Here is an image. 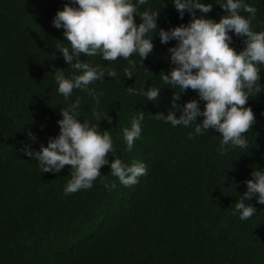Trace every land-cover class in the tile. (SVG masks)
Instances as JSON below:
<instances>
[{"label":"trees","instance_id":"16d2710c","mask_svg":"<svg viewBox=\"0 0 264 264\" xmlns=\"http://www.w3.org/2000/svg\"><path fill=\"white\" fill-rule=\"evenodd\" d=\"M222 2L204 0L212 4L206 18L219 22L225 15ZM246 2L257 9L252 30L264 31V0ZM66 3L69 0H0V264H264V205L250 201L257 215L246 221L239 213L233 215L247 191L244 182L254 170L264 169V92L253 93L246 105L256 118L245 134L248 150L233 149L221 156L218 133L208 131L190 140L195 125L173 128L156 121L153 116L167 115L173 91H178L167 88L160 77L175 67L168 49L176 41L161 44L155 34L153 53L142 68L137 65L140 70L132 79L124 76L128 65L123 59L80 58L118 73L115 80L105 77L89 85L103 93L98 106L86 91L74 90L70 100L81 99V120L97 124L93 112L111 119L108 123L102 118L98 127L110 131L117 155L125 164L147 166V175L137 185L124 187L104 166L92 189L65 195L71 166L58 174L42 173L38 162L23 154L24 144L39 151L59 135L60 111L68 106L57 92L54 70H64L66 77L74 74L57 51L70 44L63 29L52 26ZM146 7L160 11L158 30L190 22L188 13L179 18L172 0H153ZM196 15L199 18L198 10ZM135 19L139 25L141 20ZM232 39L230 47L242 51L244 38ZM260 76L264 86V70ZM129 87L161 88V102L129 95ZM194 99L198 96L189 89L178 103ZM139 111L145 116L142 136L128 152L122 129L131 127ZM202 120L198 117L197 123ZM112 183L115 190L105 188Z\"/></svg>","mask_w":264,"mask_h":264},{"label":"clouds","instance_id":"9594fccd","mask_svg":"<svg viewBox=\"0 0 264 264\" xmlns=\"http://www.w3.org/2000/svg\"><path fill=\"white\" fill-rule=\"evenodd\" d=\"M152 2L69 0L52 21L54 28L63 29V36L70 44V47H60L57 51L74 74L66 77L64 70H54L57 92L68 106L60 111L62 119L57 121L58 136L49 138L47 146L41 145L39 151L29 144H24L21 151L38 162L42 173L58 174L66 165L71 166V179L64 188L65 195L92 189L94 182L103 176L100 170L104 166L110 167L111 175L124 187L137 185L139 179L147 175L144 163L133 161L125 164L117 155L110 131H101L98 127L102 118L108 123L111 119L93 112L97 124L81 120V99L71 101L70 98L74 90L86 91L98 106L103 93H96L89 85L104 82L105 77L115 80L118 76L114 69L82 62L81 56H100L107 62L123 59L128 65L124 76L132 79L133 73L140 70L137 65L142 68L143 61L153 53L155 34H158L161 44L177 42L175 47L168 49L170 63L175 67L168 74L161 73L160 77L167 88L178 91H173L167 115L158 113L152 115L153 118L173 128L187 129L195 125L194 131L188 134L190 140L208 131L218 133L221 142L217 151L221 156L233 149H249L245 134L251 131L256 118L251 107L246 105L253 93L264 92V86L259 83L260 73L264 70V31L255 32L251 27L257 9L246 0H223L219 6L225 15L216 22L206 18L212 11V4L204 3V0H172L179 18L182 20L188 13L190 22L169 30H158L160 11L146 7ZM196 10L200 13L199 18ZM241 13L249 15L246 17ZM136 17L141 20L139 25ZM233 35L244 38L242 51L230 47ZM133 57H139V60ZM189 89L196 92L198 99L181 106L178 103L181 93ZM162 90L157 87H147L146 90L127 88L129 95H141L148 103L158 102V105ZM198 117H203L201 123H197ZM144 119V112L139 111L132 117L131 127L122 129L128 152L133 151L134 142L141 139ZM29 138L33 142L36 140L32 133H29ZM109 156L113 158L111 163ZM244 183L247 191L240 196L233 211V215L239 213L241 221L257 215V209L250 201L256 199L258 204L264 205V169L254 170L251 179ZM104 186L110 191L117 187L115 183Z\"/></svg>","mask_w":264,"mask_h":264}]
</instances>
